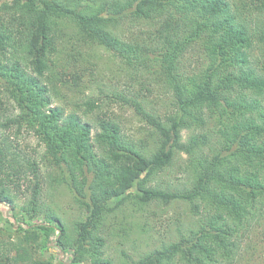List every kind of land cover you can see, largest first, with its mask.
Wrapping results in <instances>:
<instances>
[{"label": "trees", "instance_id": "1", "mask_svg": "<svg viewBox=\"0 0 264 264\" xmlns=\"http://www.w3.org/2000/svg\"><path fill=\"white\" fill-rule=\"evenodd\" d=\"M123 20L143 25L130 41L115 32ZM86 43L120 58L132 83L146 75L134 95L115 93L137 117L134 133L53 104L57 83L80 84ZM161 82L171 93L164 113L145 106L150 84ZM10 128L17 140L32 133L41 154L22 151ZM175 162L184 177L160 182ZM47 180L82 210L71 227L42 198ZM152 203H186L169 239L137 257L121 248L110 257L107 232L143 235L130 218ZM0 205L18 227L0 232V264L35 263L39 244L63 250L60 264L232 262L242 232L264 219V0L0 3ZM111 222L124 223V234L109 231Z\"/></svg>", "mask_w": 264, "mask_h": 264}, {"label": "rangeland", "instance_id": "2", "mask_svg": "<svg viewBox=\"0 0 264 264\" xmlns=\"http://www.w3.org/2000/svg\"><path fill=\"white\" fill-rule=\"evenodd\" d=\"M13 1L0 0V3L11 5ZM21 1L24 2L26 0ZM30 2L33 5L36 4V1ZM140 26L143 27V25L138 23L123 20L117 25L115 32L119 33L127 41H130V38L140 34ZM254 29L257 31L255 27ZM132 33L134 36H132ZM254 45V53L259 55L257 43H254ZM79 50L86 58L83 65L87 67V70L82 72V79L80 81L77 80L80 83L77 87L73 86L69 88L68 82L65 84L57 83L56 92L52 96L53 104L61 105L67 111L75 110L84 116V119L89 121L93 126H95L96 119L110 118L118 120L128 133H134L138 127L137 117L132 108L120 100L115 93L121 92L126 96L134 95V91L140 88L138 80L145 81L146 75L132 83L129 79L130 72L127 70L128 67H125V65L122 67L121 59L113 56L105 48L96 43L80 44ZM65 58L67 59V56ZM70 65L68 64L65 68L66 74L64 77L70 83H74L72 79L74 68ZM149 88H151V92L147 93L148 99L145 106L147 108L153 107L160 113L166 112L169 107L168 100L171 97L169 89L162 82L150 84ZM88 100L95 101L96 104L94 107L87 103ZM13 129L6 130V133L10 136V140L16 143L18 147L20 146V149L28 156L38 157L41 154L42 147L37 142L35 136L23 130L24 132L21 133V137L19 136L20 138L17 140L12 131ZM37 153L39 154L37 155ZM179 165V162L171 164L169 168L159 174L158 180L163 183H171L180 177H184V172L181 173L180 168H178ZM42 190V198L46 203L56 209L69 227H71L74 221L84 217L82 210L78 208L73 197L64 187L59 185L55 188L50 187L49 181L47 180L43 184ZM185 206L186 203L181 205L174 204L168 208V206L152 203L146 209L134 212L132 218H129L136 225H143L144 229H147L146 233L138 235V227L132 229L130 227L128 237L125 239L123 237L121 238L119 234L112 238L107 232L106 239L108 240V246L105 248L106 252L110 257L115 258L118 250L121 248L125 249L127 254L132 257H137L139 253L159 246L162 242L169 239L174 230L173 222H175L179 211L182 209H184L182 214V217H184ZM2 207L0 205V232H3L6 236H12L18 227L15 224L12 227L9 225V221L13 220L12 216L9 214L10 216L6 217L7 214H3L2 211L4 208ZM130 219L127 218V221ZM116 224L111 222L108 230L124 234L123 231L118 232V228L121 229V227H124V223ZM61 252L63 253V250L51 248V246L47 247L43 244L35 245L34 259L36 262L33 264H60V259L56 256L57 254L59 256L62 255ZM65 261H68V259L66 258ZM67 263L90 264L86 260ZM223 264H264V219L254 222L252 226L242 232L238 255L232 262Z\"/></svg>", "mask_w": 264, "mask_h": 264}]
</instances>
